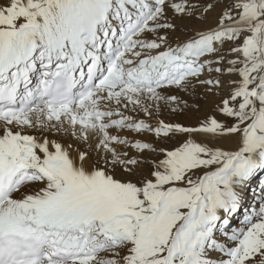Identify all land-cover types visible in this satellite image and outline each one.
Masks as SVG:
<instances>
[{
    "label": "snow or ice",
    "instance_id": "snow-or-ice-1",
    "mask_svg": "<svg viewBox=\"0 0 264 264\" xmlns=\"http://www.w3.org/2000/svg\"><path fill=\"white\" fill-rule=\"evenodd\" d=\"M0 264H264V0H0Z\"/></svg>",
    "mask_w": 264,
    "mask_h": 264
}]
</instances>
